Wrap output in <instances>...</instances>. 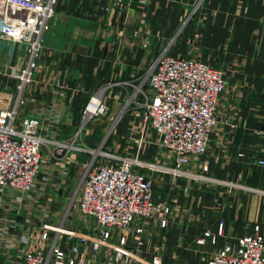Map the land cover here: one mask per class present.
Instances as JSON below:
<instances>
[{
    "label": "crops",
    "instance_id": "1",
    "mask_svg": "<svg viewBox=\"0 0 264 264\" xmlns=\"http://www.w3.org/2000/svg\"><path fill=\"white\" fill-rule=\"evenodd\" d=\"M19 5L25 9L22 19H31L34 7L10 2L11 7ZM49 30L32 80L22 90L17 85L28 61L26 45L0 37V109L25 100L18 109L41 120L42 168L50 171L45 185L39 180L42 193L34 191L20 213V220L29 215L35 230L32 249L48 248L39 240L40 225L62 221L88 159L87 153H67L60 147L71 140L81 109L98 88L110 84L105 92L110 101L107 114L88 122L77 139L94 146L107 130L92 124L99 118L110 122L117 115L123 99L163 51L221 68L226 87L218 99L209 146L186 167L199 177L172 184L168 177L152 175L154 191L172 205L167 225L150 230L140 245L134 243L138 236L130 235L126 259L123 255L111 264H153L156 253L160 264H205L207 250L249 232L254 223L264 231V166L257 164L264 159V0H57ZM46 103L55 106L53 114L59 118L44 112ZM132 118L128 111L117 124L120 146L127 143L121 136ZM143 150L145 159L160 154L154 143ZM203 163L207 170L201 169ZM64 168L69 175L62 181ZM220 220L223 232L215 245L195 243L205 230L216 233ZM67 221L66 226L75 223ZM59 246L66 248L63 242ZM97 258L87 255V264L106 260L102 253ZM0 264H22L21 255L0 252Z\"/></svg>",
    "mask_w": 264,
    "mask_h": 264
},
{
    "label": "built area",
    "instance_id": "2",
    "mask_svg": "<svg viewBox=\"0 0 264 264\" xmlns=\"http://www.w3.org/2000/svg\"><path fill=\"white\" fill-rule=\"evenodd\" d=\"M11 1L0 0V37H12L26 45L28 61L19 72L17 85L22 90L32 80L57 0H17L34 7V15L28 20L22 19L24 6L11 7ZM136 34L134 31L133 35ZM2 65L0 59V69ZM109 85L98 88L87 100L71 140L60 144L67 153H87L88 159L62 221H45L40 225L39 240L48 247L44 250L30 247L35 230L29 215L23 214V220L19 219L28 201L35 197L33 192L38 189L42 193V184H46L50 174L42 168L43 125L39 118L18 109L24 99L19 98L12 108L0 109L1 253L19 252L22 264H87V255L97 261L101 253L106 259L101 264H111L123 259V255L126 259L130 235L138 236L134 243L140 245L150 230L165 227L169 220L172 205L154 191L152 175L168 177L172 184L178 179L199 177L186 167L204 155L209 146L217 122L218 99L226 87L223 70L191 55L163 51L134 85L133 92L123 99L117 115L110 118L102 145L92 148L77 143L88 122L107 114L110 101L105 92ZM46 106L45 113L59 118L53 114L56 108L52 103ZM128 111L133 118L121 136L127 142L121 147L116 127ZM149 131L154 140H150ZM147 143L159 146L160 154L152 159L143 158ZM257 164L264 166V159L257 160ZM201 169L207 170L208 165L203 163ZM61 175L62 181L67 178L68 168ZM39 180L43 183L39 184ZM10 212L14 217L9 216ZM67 219L75 223L66 226ZM222 228L220 220L216 233L205 230L195 238V243L215 245ZM61 242L66 244L65 249H60ZM204 260L205 264H264L262 226L254 223L249 232L216 250H207ZM151 261L160 264L161 255L154 254Z\"/></svg>",
    "mask_w": 264,
    "mask_h": 264
},
{
    "label": "rangeland",
    "instance_id": "3",
    "mask_svg": "<svg viewBox=\"0 0 264 264\" xmlns=\"http://www.w3.org/2000/svg\"><path fill=\"white\" fill-rule=\"evenodd\" d=\"M51 24V23H50ZM49 31L50 30H48L47 32H45V34H47V33H49ZM44 34V35H45ZM143 113V110H140V115ZM102 121H104V123L102 122ZM102 122V123H101ZM101 123V124H100ZM93 125H98V126H96V127H98V128H100V129H102V128H104V129H108L109 128V126H110V122L109 121H107V119H97L95 122H94V124H92V126ZM148 135H149V137H150V140H154V138H153V136H152V134H150V131L148 132ZM104 137H105V135L104 134H102L100 137H97V139H96V142H95V140H94V142H95V145L94 146H91L92 148L93 147H96V148H99V145H102V141L104 140ZM111 137V136H110ZM109 137V138H110ZM108 139V138H107ZM106 139V140H107ZM106 140H105V143H106ZM110 142V140H108L107 141V143H109ZM126 145V144H125ZM124 147V145H123V143L121 144V147ZM147 159H151V158H147ZM73 197V196H72ZM72 197L69 199V202L67 203V205H66V208L68 207V204L70 203V200L72 199ZM67 214V211H65V213H64V215L63 216H65ZM242 218H245V216H241V215H239V219L240 220H242ZM247 219L249 218L248 217V215H247V217H246ZM240 222H242V221H240ZM241 223H239V225H240Z\"/></svg>",
    "mask_w": 264,
    "mask_h": 264
}]
</instances>
